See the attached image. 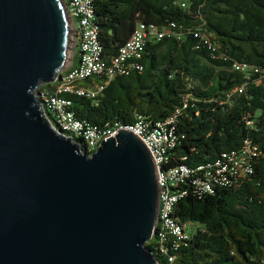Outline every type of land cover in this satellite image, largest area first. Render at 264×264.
Wrapping results in <instances>:
<instances>
[{
    "label": "trees",
    "instance_id": "16d2710c",
    "mask_svg": "<svg viewBox=\"0 0 264 264\" xmlns=\"http://www.w3.org/2000/svg\"><path fill=\"white\" fill-rule=\"evenodd\" d=\"M93 5L108 62L138 23L173 22L179 37L149 39L138 60L141 70L83 80L84 86L103 85L94 97L66 93L77 118L96 126L127 124L137 115L162 120L180 108L167 165L205 164L245 140L258 151L252 173L237 184L204 195L184 185L188 192L176 202L174 215L202 227L188 230L185 244L172 251V264H264V0H94ZM194 28L209 35L207 43L193 36ZM234 62L251 65L247 77ZM239 86L241 92L235 90ZM144 246L154 252L153 238Z\"/></svg>",
    "mask_w": 264,
    "mask_h": 264
},
{
    "label": "water",
    "instance_id": "95a60500",
    "mask_svg": "<svg viewBox=\"0 0 264 264\" xmlns=\"http://www.w3.org/2000/svg\"><path fill=\"white\" fill-rule=\"evenodd\" d=\"M70 21L65 0H0V264H157L148 149L120 129L87 157L32 93L64 69Z\"/></svg>",
    "mask_w": 264,
    "mask_h": 264
},
{
    "label": "built area",
    "instance_id": "2783aa9c",
    "mask_svg": "<svg viewBox=\"0 0 264 264\" xmlns=\"http://www.w3.org/2000/svg\"><path fill=\"white\" fill-rule=\"evenodd\" d=\"M65 1L71 18V39L79 52L78 62L75 65L70 63L66 69L57 72L52 80L40 81L32 89L40 114L56 134L69 138L80 153L87 157L100 147L103 139L113 136L120 129L132 132L142 141L152 157L158 187L154 230L150 238H153L155 246L151 253L160 259V262L156 259L157 264H172L175 260L172 251L177 250L180 244H185L190 236L187 224L180 222L174 215L176 202L188 192L184 185L192 187L194 193L204 195L212 194L217 186L237 184L252 173L253 158L258 151L245 140L240 148L222 151L205 164L167 165L178 138L176 120L181 113L180 108L162 120L150 121L137 115L133 122L127 124L106 122L96 126L77 118L72 110V101L65 97L66 93L94 97L103 85L84 86L80 84L83 80L97 74L110 79L116 75H127L132 68L141 70L138 60L149 39L179 35L173 22L163 27L138 23L129 38L118 48L117 54L108 62L102 56L98 40L94 0ZM192 32L193 36L199 37L204 43L208 42L209 35L201 28H194ZM232 67L246 77L252 69L246 62H234ZM235 90L241 92L243 86Z\"/></svg>",
    "mask_w": 264,
    "mask_h": 264
},
{
    "label": "rangeland",
    "instance_id": "374dc122",
    "mask_svg": "<svg viewBox=\"0 0 264 264\" xmlns=\"http://www.w3.org/2000/svg\"><path fill=\"white\" fill-rule=\"evenodd\" d=\"M70 42H69V50L71 51V55H68V58H66L65 59V62H64V66H63V68L64 69H66L67 68V66L72 62V59H73V57H74V55L76 54V50H77V47L75 46V44H74V42L72 41V39L71 40H69ZM70 47H72V50L70 49ZM186 227L188 228V230L190 229V230H193V229H195V228H200V227H202L200 224H198V223H195V222H189L187 225H186Z\"/></svg>",
    "mask_w": 264,
    "mask_h": 264
},
{
    "label": "crops",
    "instance_id": "0c3cea01",
    "mask_svg": "<svg viewBox=\"0 0 264 264\" xmlns=\"http://www.w3.org/2000/svg\"><path fill=\"white\" fill-rule=\"evenodd\" d=\"M78 56H79V52L78 50H76V54L74 55L71 64L75 65L78 62Z\"/></svg>",
    "mask_w": 264,
    "mask_h": 264
},
{
    "label": "bare ground",
    "instance_id": "6f19581e",
    "mask_svg": "<svg viewBox=\"0 0 264 264\" xmlns=\"http://www.w3.org/2000/svg\"><path fill=\"white\" fill-rule=\"evenodd\" d=\"M70 40H71V37H70ZM70 42V41H69ZM71 43V42H70ZM69 46V45H68ZM67 46V50H66V53H65V59L68 58V55H71V51L68 49L69 47Z\"/></svg>",
    "mask_w": 264,
    "mask_h": 264
}]
</instances>
